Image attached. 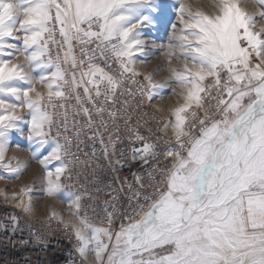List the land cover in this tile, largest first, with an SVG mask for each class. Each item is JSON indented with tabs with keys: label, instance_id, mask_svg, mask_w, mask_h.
<instances>
[{
	"label": "snow or ice",
	"instance_id": "obj_1",
	"mask_svg": "<svg viewBox=\"0 0 264 264\" xmlns=\"http://www.w3.org/2000/svg\"><path fill=\"white\" fill-rule=\"evenodd\" d=\"M254 2L264 19V0ZM242 4L215 0V12L208 14L188 0H0V169L5 173L0 179H19L37 161L46 195L63 198L78 221L51 213L70 228L82 261L92 256L95 264H264V28L255 30L257 14ZM169 26L167 62L182 59L183 70L170 67L166 82H154L159 67L147 74L137 68L151 55L142 37L145 29ZM50 46L58 49L55 56ZM13 56H23L24 63H14ZM111 61L115 71H106ZM62 65L73 70L70 76ZM173 83L183 102L170 109V119L158 122V131H170L174 143L164 139L161 150L136 132L135 139L144 142L133 150L134 158L150 171L134 174L138 187L123 211L115 203L109 210L105 202L109 227H97L82 211L86 192L61 182L72 180L77 163L85 164L75 159L70 137L79 151L87 128L91 155L99 138L107 159L110 147L92 112L104 131L109 122L115 128L133 101L139 108L163 99L162 90ZM118 94L128 99L114 112ZM73 98L79 106L73 116L82 113L86 125L69 120L66 102ZM25 108L29 119L17 114ZM54 117H62L63 124ZM23 124L28 135L22 150L30 158L6 160L12 134L23 136ZM116 165L123 167L120 161ZM32 190L21 188L28 200L16 203L28 215L34 211ZM117 216L121 223L115 231ZM16 223L13 216V231Z\"/></svg>",
	"mask_w": 264,
	"mask_h": 264
},
{
	"label": "built area",
	"instance_id": "obj_2",
	"mask_svg": "<svg viewBox=\"0 0 264 264\" xmlns=\"http://www.w3.org/2000/svg\"><path fill=\"white\" fill-rule=\"evenodd\" d=\"M53 30L57 39H59V28L56 27ZM50 47L51 54L55 56L58 49L55 46ZM60 54L62 56V52ZM76 55L79 58L78 47ZM111 63L113 65L112 69L106 67V71H115V62L111 61ZM62 66L68 70L70 76L73 70L68 68L67 65ZM101 66L105 67L102 62ZM76 71L78 74L80 69L77 68ZM138 79L142 81L141 77ZM130 87L134 88L131 85ZM101 88H103V85H101ZM78 91L83 95L82 88ZM124 99H128V97L119 96L118 94V102L115 107H112V111L117 112L121 108ZM132 103V109L120 113V119L115 121V128L109 122L106 131L101 127V122L96 117L95 112H92L94 123L103 132L102 138L105 144L110 147V154L107 159L103 156L99 138L95 141L96 155L94 157L91 155L93 141L87 138L88 135H91L87 128L85 134L81 137L83 145L79 151L75 147V141L70 137L75 159L78 162L85 161V164L77 163L72 169V180L67 181L62 178L61 182L73 192H86L83 199L85 207L82 211L87 212L89 219L97 227H109L107 215L104 211L105 202H109L107 205L109 210H111L112 204L115 203L116 207L123 211L133 196L136 187H138L134 180V174L143 176L150 171L149 166L144 165L138 156L134 158L133 150L142 147L144 142L135 139L136 132H139L147 142L157 143L161 150L166 147L163 142L164 139L170 140L171 137L158 131V122L162 124L165 119L160 112L156 111L153 101L151 104L145 101L139 108L135 107L134 101ZM66 104L69 111V120L76 119L81 125H86L87 118L82 113L79 116H73V111L79 107L75 99H70ZM85 106L89 109L92 108V105L88 103ZM200 114L202 115V111ZM54 119H57L60 125L63 124L62 117H54ZM104 120H108L107 114H105ZM56 130L57 128L54 127L52 130L53 135ZM60 130L62 131V128ZM109 134L112 136V141L108 140ZM157 137L161 139L158 141ZM170 142L174 143L171 140ZM112 145H114V148H112ZM116 161H120L123 167L117 166ZM160 162H165L163 156L160 157ZM149 163L154 164L155 161ZM129 184L133 185L132 190H129ZM67 208L68 205L62 209V215L78 223L70 217ZM13 216L17 218L15 231H13L12 225ZM120 223V217L117 216L111 225L113 230L118 231ZM70 231V228L64 227L57 219L32 218L10 201L0 199V264H88L86 261H82L77 253V242L74 236L70 235Z\"/></svg>",
	"mask_w": 264,
	"mask_h": 264
},
{
	"label": "rangeland",
	"instance_id": "obj_3",
	"mask_svg": "<svg viewBox=\"0 0 264 264\" xmlns=\"http://www.w3.org/2000/svg\"><path fill=\"white\" fill-rule=\"evenodd\" d=\"M189 3H192L194 7H200L203 11L208 14H214L215 0H188ZM242 6L249 13H256V31H259L261 28H264V19H260L258 12L260 7L254 2V0H243ZM173 22L177 23L179 27V22L176 17H173ZM145 34L143 39L146 42V51L150 52V59L146 65H137L138 70H142L145 74L153 71L154 68L159 67L160 71L156 72L153 79L154 82H166L170 76L169 68L175 67L178 70H183V60H177L176 57L172 58V64L169 65L167 62V45L169 43V37L171 35L172 29L169 26L166 30L161 29L157 31L156 29H145ZM22 35V34H20ZM22 47V43L20 44ZM31 51V50H30ZM8 59V57H5ZM14 63H24L23 56H13L11 57ZM28 70L27 68L25 69ZM39 70L32 72L33 76L38 75ZM142 78V77H141ZM172 88H176V92H172ZM36 89L46 94L47 89L42 84H36ZM181 89H179L174 83L167 89H163L162 93L164 98L160 99L159 97L153 100L155 107L162 109L160 111L161 115L165 120L170 119V109L177 107L180 103L183 102L182 97L180 96ZM34 95V94H33ZM18 115L29 119L28 110L22 109L18 110ZM23 136L19 133H13L12 138L9 142V151L6 154V160L11 159L15 156L18 160H28L30 158V153L26 150L27 147V125L23 124ZM171 136V132H167ZM20 143L21 148H17L16 144ZM0 175H5L3 169H0ZM44 173L42 171L41 165L32 160L29 164L28 169L20 176L19 179H0V199L10 201L15 204L18 200H23L27 202L28 196L20 192L21 188L32 187V192L29 193L32 197V206L33 214L28 215L35 219H47L52 218L51 213L56 212L58 216L62 215V209L68 205L67 202L61 197L48 196L44 192L46 185L43 182ZM13 193H16V198H13ZM63 216V215H62ZM64 217V216H63ZM65 220L70 218L64 217ZM59 220V219H57ZM88 264H95L94 257L90 256L86 261Z\"/></svg>",
	"mask_w": 264,
	"mask_h": 264
}]
</instances>
